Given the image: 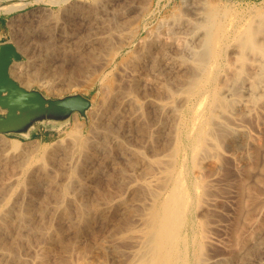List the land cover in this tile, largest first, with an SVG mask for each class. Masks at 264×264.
<instances>
[{
  "label": "rangeland",
  "instance_id": "374dc122",
  "mask_svg": "<svg viewBox=\"0 0 264 264\" xmlns=\"http://www.w3.org/2000/svg\"><path fill=\"white\" fill-rule=\"evenodd\" d=\"M15 1L18 0H0V12L6 13L5 17L8 21L7 33L6 36L0 40V45L5 42H13L17 45V47H23V51L19 50L21 52L22 59L15 61L12 65V67L15 66L14 68H23L21 70L23 73L20 72V77L13 75L14 78L18 82L23 83L22 81H25L26 76L30 75L32 78L35 77V79H28L27 83L29 85L23 83L26 88L40 90L45 96L54 99L62 98L68 95L82 94L91 101V106L86 111L85 115L75 112L62 124L49 121L37 123L28 136L0 133V228L10 227L12 229L2 230L3 232L0 231L2 234L6 235L7 246L8 243H10L8 246V251L11 249L9 252L12 253V255L9 254L12 256H10L11 258L9 256H7L8 258H1L3 262L4 260L7 261L8 259L7 262H4L5 264H14V260L15 263L17 262L18 264L17 260L19 259L14 258L16 255L17 257L19 256V258L22 256V258H20L22 261L24 257L28 256V254L29 256L32 254V248L41 243H43L41 245H44L45 243V245L50 247V255H52H49V264H58L57 261L59 260V257V264H62L63 262L64 264H125L123 261L127 262L128 258L126 259V257L129 256L125 252L127 245L129 247L130 244L128 237V230L130 229L129 227L132 226L131 224L134 223L135 218L139 214H142L144 210V207L142 208L141 206V204H143L142 200H147L146 197L150 196V193L153 192V190L155 191L154 186V189L150 186H146V177L156 170V165H154L156 164L155 160L150 163L151 166L148 164L150 167L145 166L144 168L140 169L138 167L128 166L127 168L125 165L123 169H120L116 167V164L113 165L110 162L107 163L106 160H103L98 155H86L87 153L84 152L85 149L82 147V140L88 138L89 136L96 135L95 131L97 132L98 129L95 127L98 124L100 125L103 119V111L101 110V107L105 105L106 99L108 100L109 91H115L119 94L124 93V91H130L140 102L144 104L147 99H154L158 96H162L164 99L167 98L166 101L170 102L173 109L175 108L174 110H171V115H169L170 113L166 116L156 115L151 112V108H146L147 110L145 109L146 122L149 125L147 126V129L152 126V128L159 131L157 132L158 137L156 141L157 147H159L157 152H159L158 154H162L160 153V150L162 152L160 147L162 145H168L166 135L168 133L169 135L170 133H174L172 128L182 125V122H189L191 116L190 107L197 101V97H191L190 95L188 96V94H186L188 86L187 82H185L186 80L184 81L183 78L188 77L189 74L195 72L194 70L197 63L196 58L200 53H206L205 42L207 40L206 35L208 32L207 25L210 23V19H212L214 16L216 20L223 21V23H226L225 26L228 27V31L233 33L236 28L238 29V27H246L251 21H256V18L258 19L264 14V0H22L26 4L25 6H22L19 9L11 12L5 11V7L9 5V3L11 4ZM212 4L213 6H211ZM74 7L78 8L74 9ZM41 10H45L47 14H49L47 19L46 17H44L45 19H40L36 16L38 13L42 12ZM213 11H215V14ZM194 20L196 21L195 24L197 26L195 25L193 27L192 25H194ZM229 21H231V23L228 24ZM201 22L202 24H200ZM205 22H207L205 25L206 27L204 26ZM235 22L237 24H235ZM241 24L243 27H241ZM234 25L235 27H233ZM199 26H204L203 29L205 28V31ZM196 28H199V30H196ZM259 35L261 37L263 35V31L260 32ZM156 37H159L162 41L165 40L166 47L164 48L167 49H165L163 53H161L162 51L159 53L157 51V43L154 40ZM232 42L237 44V41L233 40ZM231 49L232 46H228L227 50L225 48L223 49V56L221 55L220 57V61H224V63L222 62L223 64H225L226 60L229 59V52L232 51ZM107 59L111 62H108ZM106 61L108 62L107 65ZM190 63H192L191 65L193 66L191 68ZM186 65L187 67L189 66V68H187ZM38 68H42V72H40ZM132 68H135L139 74L138 76L141 77V79L137 78L139 79L138 86L140 88L138 86H134V82H132L134 78L129 74V71H131ZM145 68L147 69L145 70ZM190 70L192 71L188 72ZM36 71H38V73H36ZM246 78L248 79V77ZM174 79L178 81H175ZM163 81L166 88L163 86ZM247 81L248 80H243V84ZM175 82H177V84H173ZM162 86L166 90L165 94L162 93ZM182 89L185 91V93ZM154 90L155 95L153 92ZM169 92H171L174 96L172 94L169 95ZM263 99L264 97L260 101L262 108H264ZM185 103H187V106ZM133 110V107H126L123 113L125 119L123 116H121L119 120L115 121L116 123L112 121V128L109 130V132L112 134L111 138H116L119 140L126 139V141L135 148H139L142 144V141L139 139L137 130L133 128L132 125H129L128 122V116L132 114ZM175 112L182 117L179 115L177 117ZM187 113H189V115ZM76 115L79 117L80 122L83 123V128L80 134V139L73 141L74 144L72 143L73 146L75 145V152L73 153L72 150L63 148L54 156L44 154L45 150H51L53 146L58 145L59 140L64 137L67 130L72 127ZM183 116H185V119ZM246 118H248V120ZM246 118L245 119L247 120L251 130H254V128L257 127L259 121L258 117L253 116ZM168 120H171L172 122H167ZM174 120H177L175 122L176 124L173 123ZM222 130V134L219 136V138L222 136L221 139H219V148L221 150V147L223 146L222 149L224 150L222 151H227L230 153L233 151L231 149L232 147L230 146V139H233L236 136V133L233 130L227 128L226 130L225 128ZM227 130L230 131V133ZM228 133L232 134V136L227 135ZM227 137L230 141L227 140ZM5 138L8 140H21L20 147L17 150L12 149L9 147V141H6ZM238 144V151L234 150L233 153L235 156H237L236 159L239 162L240 159L244 157L243 152L246 155L248 149H244V147H246L244 141L240 140ZM242 148L244 150H240ZM142 149L145 150L147 155H151V153L147 151L145 147ZM81 162L85 163V168H83V171L80 167ZM151 167L153 172L150 171ZM228 167L229 169L227 173L226 167L220 169L222 171L221 173H223V177H225L223 179V183L226 180H228L230 183L229 184L226 181L228 185L227 183L223 184V186H225V190L224 187L221 189L222 194L223 192H226V195L224 194L223 196L224 206L223 203L221 204L222 206L220 205V207L225 210L219 208V210L221 209V212L217 213L213 219L215 220V223H222V228L220 227L219 231L216 230L215 234L217 233L216 235L218 236L219 233L218 237L221 236L223 238V233L225 232L226 237L228 230H230V226L233 224L232 217L235 207L233 206V194L229 190L232 191V189H234V187H231V185H234V179L237 177L233 171V167L231 165ZM73 168L76 171L79 169L80 173L78 171L74 172ZM205 169H207L204 171L205 175L211 172L209 168ZM223 169L225 172H223ZM146 170L150 171V174L145 172ZM147 174L149 175L147 176ZM73 175L75 176L73 177ZM250 175L251 176L247 178L249 179L247 181L251 184L255 183V180H259L261 178V176L258 175L257 169L253 170ZM33 176L35 177L33 178ZM30 180L32 182H30ZM46 180L49 182H46ZM231 181H233V184ZM96 182H98V184ZM79 183L80 186L78 185ZM141 183L146 185L143 186ZM229 186L230 188H228ZM226 188L228 190H226ZM110 189L112 192H110ZM149 189L151 191L148 194ZM227 192H230V194ZM110 194H112V197H110ZM47 199L50 204L46 202ZM80 199L81 202H79ZM226 201L227 204L225 203ZM230 202L231 204H229ZM137 204L140 209L137 207ZM124 213L125 215H132V218L129 216L124 218ZM224 213H227L228 215L231 213V216H228ZM66 214H68L69 217ZM134 215L135 218H133ZM2 217L6 222H4ZM216 217L221 219L219 220ZM15 218L16 220H14ZM11 220L13 223H11ZM30 223H32L31 226ZM33 223H35V225L37 223V225L34 226ZM41 223L43 227L41 226ZM44 225H46V228ZM126 225L130 226L127 227ZM19 227L20 231L17 229ZM41 227L45 230L47 229L46 233L43 232L44 229ZM64 227L65 230L62 229ZM225 227L228 229H225ZM38 228L41 229V231H38ZM21 230L23 231L21 232ZM28 230H30L29 233ZM17 231L19 233L21 232L19 237H17ZM40 232L41 234H39ZM110 232L112 235H110ZM27 233L33 240L27 237ZM99 233L101 234L99 235ZM73 234H77L75 235L76 238L73 237ZM24 236L25 238H23ZM21 237L23 239H21ZM126 237H128V239ZM46 238L50 241L48 242ZM118 238L121 240H118ZM9 239L11 242H9ZM20 239L24 240V242ZM28 239L32 240V242ZM74 239H76V242H73L75 241ZM93 239H96L95 241L100 246H98ZM89 240L90 243H88ZM112 240L119 241L117 242L118 246L116 249L109 247ZM35 241L37 242V245ZM91 241L94 242L92 243ZM17 242H19V245ZM99 242L101 243L99 244ZM104 242L106 243L103 244ZM12 243L13 245H11ZM53 243H57V245ZM68 243L72 246H74V243L75 245L81 246L84 243L82 246V251H84H81L84 257L81 255V252H74L72 246L68 248ZM86 243H88V245ZM14 244H17L16 248L17 246L20 247L16 250V248H13L15 246ZM87 246L88 248L92 247L93 249L97 247L98 249L96 248L90 250L87 248ZM28 247L30 250H28ZM63 247L67 248V250ZM261 248H264V245ZM261 248L260 252L255 253L256 255L253 254L251 257H248L250 262L254 261L261 254ZM14 250L16 253H13L15 252ZM219 250L217 248L214 253L219 252V254H222L224 249L220 251ZM111 251H115L113 254L114 258L111 254ZM59 252H61V254ZM62 252L64 254H62ZM58 253L60 256L57 255L59 256L57 258L55 255ZM124 253L126 257L124 256ZM71 254L76 257L73 259ZM115 256L118 258L115 259ZM54 257L57 258H55L56 261L54 260ZM2 260L0 261V264H3L1 263ZM20 260L19 262L21 263ZM250 262L248 261L247 263L249 264ZM21 264H24V262Z\"/></svg>",
  "mask_w": 264,
  "mask_h": 264
},
{
  "label": "bare ground",
  "instance_id": "6f19581e",
  "mask_svg": "<svg viewBox=\"0 0 264 264\" xmlns=\"http://www.w3.org/2000/svg\"><path fill=\"white\" fill-rule=\"evenodd\" d=\"M25 5L26 4L22 0H18V1L11 3V4L9 3V5H7L5 7V11L11 12V11L19 9L20 7L25 6ZM211 6H213V4ZM76 8H78V7H74V9H76ZM193 10H195V9H193ZM41 11L42 12L39 11L40 13H38L36 16L40 19H43L44 17H46V19H47L49 14H47V12L45 10H41ZM225 11H226V9H225ZM213 13L215 14V11H213ZM223 16H225V15H223ZM227 16H228V14H227ZM201 18H203V17H201ZM204 18H206V17H204ZM42 21H44V20H42ZM195 23H196V21L194 22V25H192L193 27L196 25ZM206 23L207 22H205L204 26L206 25ZM229 23H231V21H229L228 24ZM200 24H202V22ZM225 24L226 23H223V21H221V20H216L213 16V18L210 19V23L207 25L208 32H207V35L205 34L207 36L206 37L207 40L205 42L206 53L202 52L198 55V57L196 58V60H197L196 67L193 63V65L195 67V70H194L195 72L189 74L188 77H184L185 75L183 76L184 77L183 80L184 81L186 80L185 82H187V86H188V88L186 87L187 88L186 94H188V96L190 95L191 97L192 96L197 97V101L195 104H193L190 107L191 116H190V119L188 118L189 122H187V123L185 121H184L185 123L182 122L183 123L182 125H185V126L177 124L178 126H175L174 128H172L174 130V133H172V134L170 133V135L168 133L166 135L168 145L166 144L165 146L162 145L163 146V147L161 146L162 148L160 147V149H162V152L160 150V153H162V154H158L159 152H157L159 147H157L156 141H157V137H158L157 132H159V131L152 128V126L147 129V126H149V125L146 122V114H145V112L147 110L146 108H151V110H152L151 112H153L156 115H163V116H166L167 114H169L171 112V110L175 109V108L173 109L171 107V104L169 101H166L167 98L164 99V98H162V96L161 97L158 96L157 98H154V99H147L145 104H144V103L140 102L137 99V97L134 96V94L130 91H127V92L124 91V93H122V94H119L118 92H115V91H113V92L109 91L108 100L106 99V103L104 106H102V104H101L102 107L100 106L102 108L101 110L103 111V119H102L100 125L99 124L96 125L97 122L95 124L96 125L95 128L98 129L97 132L95 131L96 135L89 136L88 138L82 140V143H83L82 147H84V149H85V151H84V149H83V151L85 153H87L86 155H89V156H90V154H93L95 156L98 155L103 160H106L107 163L110 162L113 165L116 164V167H118L120 169H123V167L125 165L127 168H128V166H130V167H138L141 169V168H144L145 166H149L150 163H152V161L155 160L156 164H154V165H156L155 166L156 170L153 172L152 167H151V170L148 169V170L153 172L152 174L149 173L150 171H147V170L145 171V172L150 174V175L147 174V176L148 175L149 176L146 177L147 178L146 179L147 185L141 183L143 186L146 185V186H150L152 188L154 186L155 191L153 190V192L150 193V196L146 197L147 200L144 199L145 203H144V200H142V203L144 204V206H143V204L140 203L142 208L144 207L143 212L141 211L142 214H139L135 218V215L137 214L136 213L133 217V218H135L134 223L131 224L132 226L128 225V226H130L129 227L130 229L128 230V233H129L128 237H129L130 244H129V247L127 245V249L125 251L127 253V255H129V256L126 257L125 253H124V256L126 257V259L128 258L127 262L123 261V263H125V264H248L247 262L248 261L250 262L248 257H251L253 254L260 252V248L264 245V108H262V106L260 104V101L264 97V14L261 15L258 19L256 18V21H253V22L251 21L249 23V25H247L246 27H243V25L241 24L242 26L241 25L240 26L243 28L238 27V29L236 28V30L233 31V33L228 31V27H226ZM235 24H237V23L235 22ZM231 25H229V26H231ZM189 27H188V29H189ZM199 27L203 29V27H201V26H199ZM233 27H235V25ZM197 29L199 30V28H196V30ZM203 30L205 31V28ZM262 31H263V35L260 37L259 33ZM159 37H156L154 40L157 43L156 48L158 49L157 50L158 53L160 51H162L161 53H163V51L165 49H167V48H164V47H166L165 46L166 43H165V40L162 41ZM232 39L234 41H237V44L233 43ZM228 46H232V49H231L232 51L229 52V55H230L229 59L226 60L225 64H223L224 61H220V57L222 55L223 49L225 48L227 50ZM18 48H19V50L23 51L22 46H18ZM202 48H204V47H202ZM84 60H86V59H84ZM109 61L110 60H108V62ZM108 62L106 63V65L108 64ZM183 64H182V67H183ZM191 64L192 63H190V68L193 67ZM14 67L15 66L11 67V74L14 76L16 75V76L20 77V74L23 73L21 71L23 68H21V67L14 68ZM186 67H187V65H186ZM147 68H145V70ZM187 68H189V66ZM17 69H19L20 71ZM38 69L40 72H42V68H38ZM191 71L192 70H190L188 72H191ZM129 72H130L129 74L134 78L132 81V82H134V86H138L139 85V79H141V77L138 76L139 74H138L137 70L135 68H132L131 71H129ZM179 72H181V71H179ZM36 73H38V71H36ZM179 75H180V73H179ZM32 76H33V74H32ZM246 77H248V79ZM31 78L32 77L30 75L26 76L25 81L23 80L22 82L24 84H28L27 81H28V79L30 80ZM33 78L35 79V77H33ZM33 78H32V80H33ZM137 78H139V79H137ZM177 79H178V77H177ZM178 80H175V81H178ZM243 80L244 81L248 80V81L244 82V84H243ZM23 83H21V84L24 86ZM166 83H167V81H166ZM164 84L165 83L163 81V86H164ZM170 84H172V83H170ZM173 84H177V82H175ZM42 85H44V84H42ZM47 85H49V84H47ZM167 85H169V84H167ZM49 86H51V85H49ZM163 86L161 87V88H163L162 93L165 94V92H166L165 88L166 87L164 86L165 87L164 88ZM171 86H173V85H171ZM107 87H109V86H107ZM131 89H132V87H131ZM174 90H176V89H174ZM184 90H186V89H184ZM184 90H183V92L185 93ZM142 92H145V91H142ZM153 92L155 95V90ZM171 94L172 93L169 92V95H171ZM106 97H107V95H106ZM142 97H143V94H142ZM191 101H192V99H191ZM263 101H264V99H263ZM187 102H188V100H187ZM177 104H179V103H177ZM185 104L187 106V103H185ZM128 106L134 108L132 114H130L128 116V118H129L128 122H129V125H132V127L137 130L139 139H140V141H142V144H141L142 146L140 145L141 148L140 147L135 148L133 145L128 143L126 141V139L125 140L124 139L119 140L116 138L113 139V138H111V135H112V134H110L111 132H109V130H111V128H112L111 122L112 121L115 122V121L119 120L121 118V116H123L124 110ZM176 114L175 115L178 117L179 114L178 113H176ZM187 114L189 115V113H187ZM169 115H171V113ZM253 116L258 117L259 121H258L257 127H255L254 130H251L249 124L247 123L248 118H246V117H253ZM180 117H182V116H180ZM184 117L185 116H183V118ZM123 118H124V116H123ZM147 121H149V120H147ZM170 121L168 120L167 122H170ZM176 121L174 120L173 123H175ZM178 122H179V120H178ZM82 128H83V123L80 122L79 117L76 115L74 118V123L72 124V127L69 130H67L64 137H62L59 140L58 145L53 146V148L51 150H47V151L45 150L44 154H49V156H54L55 154L60 152L63 148H65V149L68 148L69 150H72V152L74 153L75 152V148H74L75 145L73 146V144H74L73 141L80 139V134L82 132ZM224 128H225V130H226V128L231 129L236 133V136L233 139H230L231 141L227 137V140L230 141V146L232 147L231 149L233 150L230 153L227 151H222V150H224V149H222L223 146L221 147V150L219 148V145H220L219 139H221V137H222L221 136L219 138V136L222 134V131H223L222 129H224ZM112 131H114V130H112ZM228 132L230 133V131H228ZM114 133H116V132H114ZM229 133L227 135L232 136V134H229ZM5 140L9 141V147H11L14 150H17L21 145V142H20L21 140H18V139L8 140L5 138ZM227 140H225V141H227ZM240 140L244 141V143L247 147V148L244 147V149H248V150L246 152L247 153L246 155L243 152L244 157H242L240 159V161L238 162L236 159L237 156H235L233 152H234V150H237V144L239 143ZM78 142H81V141H78ZM78 142H77V144H78ZM143 147H145V149L151 153L150 156L147 155L145 150L142 149ZM244 149L242 148L240 150H244ZM73 153H72V155H73ZM67 155H69V154H67ZM82 155H84V154H82ZM67 158H69V157H67ZM229 165H231L233 167V171L235 172L236 177H237L236 179H234L235 180L234 185H231V187L233 186L234 189H232V191L229 190L233 194V197H232L234 199L233 206H235L234 211H233L234 214L232 217L233 220L231 219L233 221V224L230 226V230H228L227 236L225 237V232H224L223 233L224 238L221 236H220L221 237L220 238V237H218L219 233L217 236L216 235L217 233L215 234V231L216 230L219 231L222 223L221 224L217 223V222L215 223L214 222L215 220H213V219L217 215V213L221 212L220 210L222 208L220 207V205L223 203V196L226 193V192L225 193L223 192V194H222L221 189H222V187H224V190H225V186H223V184L228 182V180H226L227 182L225 181L223 183V179L225 177H223V173H221L222 171L220 169L223 167L224 168L226 167V173H227L228 169H229V167H228ZM78 166H76V167H78ZM80 167L82 168V171H83V168H85V163L81 162ZM80 167H78V168H80ZM149 167H146V168H149ZM205 168H209L211 170V172L209 174L206 173L207 175L204 174L205 173L204 171L207 170ZM140 169H138V170H140ZM255 169L258 170V175H260L261 178L259 180H255V183L251 184L247 181V180H249L247 178L251 176L250 173ZM73 170H74V172L76 171L74 168H73ZM77 171L79 172L80 170L78 169ZM223 172H225L224 169H223ZM229 172H231V171H229ZM228 174H230V173H228ZM74 176L75 175H73V177ZM34 177L35 176H33V178ZM255 177H256V175H255ZM78 179H80V178H78ZM47 181L48 180H46V182ZM108 181H109V179H108ZM233 181H231V183ZM30 182H32V181L30 180ZM96 183L98 184V182H96ZM108 183H110V182H108ZM228 183H227V185H228ZM135 184L138 185L137 183H135ZM78 185L80 186V183ZM120 187H123V186H120ZM152 188H151V190H152ZM228 188H230V186ZM151 190L149 189L148 194ZM226 190H228V189L226 188ZM110 192H112L111 189H110ZM230 192H227V193L230 194ZM229 194H228V196H229ZM110 195L109 196L112 197V194H110ZM49 197H50V195H49ZM51 198L54 199L53 197H51ZM232 198H231V201H232ZM139 201H141V200H139ZM46 202H48V199ZM79 202H81V199L79 200ZM88 203H90V202H88ZM108 203H109V200H108ZM126 203H129V202H126ZM225 203L227 204V201ZM100 204H102V203H100ZM229 204H231V202ZM90 205H92V204H90ZM223 206H224V203H223ZM137 207H139L138 204H137ZM136 208H135V210H136ZM219 208H221V209L219 210ZM132 209H133V207H132ZM139 209H140V207H139ZM222 210H225V209H222ZM70 212H72V211H70ZM77 212H79V211H77ZM89 212H91V211H89ZM224 214H227V213H224ZM66 215L68 216V214H66ZM124 215H125V213H124ZM35 216H36V214H35ZM128 216L129 215H125L124 218L128 217ZM131 216H129V217L132 218ZM228 216H231V213ZM216 218H218V217H216ZM2 219H3V217H2ZM3 220H4V222H6L5 219H3ZM14 220H16V218ZM65 221H66V219H65ZM127 221L130 222L129 220H127ZM36 222H38V221H36ZM68 222H71V221H68ZM75 222H76V220H75ZM11 223H13L12 220H11ZM18 223H20V222H18ZM223 223H225V222H223ZM31 224L32 223H30V226H31ZM33 224H34V226L37 225V223H36V225H35V223H33ZM41 226H42V223H41ZM44 226L46 228V225H44ZM120 226H122V225H120ZM124 226H125V224H124ZM39 228H38V231L39 230L41 231V229H39ZM17 229H19L18 231H20V227ZM42 229H44V228H42ZM49 229H50V227H49ZM62 229L65 230V227ZM225 229H228V228L225 227ZM2 230H12V229L10 227L9 228H7V227L6 228H0V231H2ZM46 230L44 229L43 232L46 233ZM18 231L16 233V234H18L17 237H19V234L23 230H21L20 233ZM29 231L30 230H28V233H29ZM38 231H36V232H38ZM36 232H34V233H36ZM82 232H84V231H82ZM111 232H110V235H112ZM28 233H27V235H28ZM22 234H24V233H22ZM39 234H41V232ZM39 234H37V235H39ZM51 234H52V232H51ZM61 234H63V233H61ZM100 234L101 233H99V235ZM123 234H124V232H123ZM56 235H54V236H56ZM75 235H77V234H73V237H75ZM12 236H14V235H12ZM49 236H51V235H49ZM27 237L31 238V236H29V235ZM33 237H34V235H33ZM46 237H48V236H46ZM73 237H72V239H73ZM114 237H116V236H114ZM128 237H126V238L128 239ZM23 238H25V236ZM23 238L21 237V239H23ZM83 238H84V236H83ZM28 240H30V239H28ZM32 240H30V241L32 242ZM47 240H48V242L50 241L49 239H47ZM74 240L75 241H73V242H76V239H74ZM90 240L88 243H90ZM118 240H121V239L118 238ZM118 240L117 241L112 240L111 241L112 243L109 241L110 242L109 247L116 249L118 246L117 242H119ZM21 241L24 242V240H21ZM36 241H38V240H36ZM69 241H70V239H69ZM85 241H87V240H85ZM9 242H11V240ZM12 242H14V241H12ZM43 242H45V241H43ZM101 242H99V244ZM109 242H107V243H109ZM18 243L19 242H17V244ZM46 243H47V241H46ZM88 243H86V244L88 245ZM105 243L106 242H104L103 244H105ZM9 244L10 243H8V246H9ZM41 244H43V243H41ZM41 244L37 245V242H36L37 246H35V247L33 246L34 248H32L33 250H32V254L30 253L31 254L30 256H29V254H28V256L25 254L27 257H24L25 260L24 259L22 260L24 262V264H49L48 263L50 261L49 257L52 256V255H50V253H51L50 247L45 245V243H44V245H41ZM53 244L57 245V243H53ZM70 244H73V243H70ZM83 244H82V246H83ZM96 244H97V242H96ZM11 245H13V243ZM16 245L14 247L13 246L12 247L16 248ZM68 245H69V243H68ZM8 246H7L6 235H4L0 232V261L2 260L1 257H3V258L7 257V256L10 257L12 255V253L9 252L11 249L8 251ZM70 246H72V245H69L67 247L70 248ZM82 246L81 245H75V243H74V246H72L73 251L78 252V253L81 252ZM91 246H93V245H91ZM98 246H100V245H98ZM19 247L20 246H17V248H19ZM124 247H125V244H124ZM13 248H12V250H13ZM17 248H16V250H17ZM63 248H65V247H63ZM87 248H88V246H87ZM96 248H93V249H96ZM101 248H102V246H101ZM217 248H218V250L224 249L222 254H219V252H217L218 254L214 253ZM221 248H223V249H221ZM65 249L67 250V248H65ZM88 249L91 250L92 247L88 248ZM28 250H30V248ZM63 252H62V254H64ZM82 252H81V255H83ZM114 252L111 253L112 256H113ZM119 252H120V249H119ZM13 253H16V251ZM27 253H28V251H27ZM59 253L61 254V252H59ZM59 253L56 254L55 256L59 255ZM107 253H108V251H107ZM9 254H11V255H9ZM59 256H57V258ZM71 256L73 257V259H74V257H76L73 254H71ZM83 257H84V255H83ZM14 258H16V259L18 258L20 260V258H22V256H20V258H19V256L17 257V255H16V257H14ZM55 258L56 257H54V260H55ZM113 258H114V256H113ZM116 258H118V257L115 256V259ZM51 259H52V257H51ZM58 259H59L58 261H60V257ZM19 260H17L18 264L20 263ZM77 260H78V258H77ZM7 261H8V259H7ZM7 261L4 260V262H7ZM22 261H21V263H23ZM58 261H57V263L59 264ZM112 261H114V260H112ZM119 261H120V258H119ZM4 262L2 260L1 263L5 264ZM14 264H17V262L15 263V260H14ZM62 264H64V262ZM249 264H264V248H261V254L254 261L250 262Z\"/></svg>",
  "mask_w": 264,
  "mask_h": 264
},
{
  "label": "water",
  "instance_id": "95a60500",
  "mask_svg": "<svg viewBox=\"0 0 264 264\" xmlns=\"http://www.w3.org/2000/svg\"><path fill=\"white\" fill-rule=\"evenodd\" d=\"M22 55L17 45H0V133L28 136L37 123L62 124L75 112L82 115L91 101L82 94L49 98L36 89H28L11 74L15 61Z\"/></svg>",
  "mask_w": 264,
  "mask_h": 264
},
{
  "label": "crops",
  "instance_id": "0c3cea01",
  "mask_svg": "<svg viewBox=\"0 0 264 264\" xmlns=\"http://www.w3.org/2000/svg\"><path fill=\"white\" fill-rule=\"evenodd\" d=\"M5 12H0V40L6 36L7 28H8V21L5 17ZM6 43V42H5ZM4 44V43H3ZM2 45V44H1Z\"/></svg>",
  "mask_w": 264,
  "mask_h": 264
}]
</instances>
